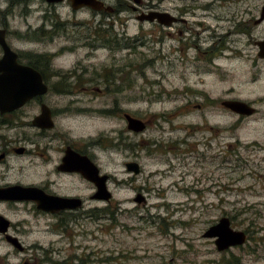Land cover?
Returning <instances> with one entry per match:
<instances>
[{
	"label": "rangeland",
	"instance_id": "1",
	"mask_svg": "<svg viewBox=\"0 0 264 264\" xmlns=\"http://www.w3.org/2000/svg\"><path fill=\"white\" fill-rule=\"evenodd\" d=\"M104 1L113 5L115 12L88 7L76 11L68 0L57 6L36 0L29 2L32 12L26 16L25 1L0 0V26L8 22L11 42L21 47L31 46L23 35L29 23L37 26L41 22L42 26L45 14L59 13L58 36L53 42H47L48 35L44 37L48 49L65 47L56 61L67 68L80 62L92 76L103 75L105 65L114 62L129 72L126 78L137 79L133 88L125 86L123 94L84 96V103L97 111L118 102L119 108L148 122L140 133L130 132L113 112L97 111L81 125L73 122L77 129L82 126L81 134L103 139L102 146L109 147L106 170L124 183H110L113 197L108 203L90 200L88 206L94 207L67 213L41 211V218L32 219L31 224L41 233L25 242L39 239L41 264H264V112L230 127L237 118L227 110L218 114L215 105L207 102L205 110L184 108V98L167 94L171 85L204 89L212 98L226 97L232 88L251 99L261 94L264 82L253 85L239 72L229 75L225 71L241 64L224 60L223 73H215L213 61L203 53L216 40L234 38L238 25H250L251 13L257 15L264 0ZM182 8L189 11L184 13L187 23L180 22L172 29L164 23L138 19L142 12H177ZM85 41L91 44L86 46ZM117 41L120 46L129 43L132 50H111ZM132 62L141 69L130 68ZM189 98L193 104L204 101L201 96ZM208 123L220 124L222 142L221 151L212 145L207 153L210 158L205 160L200 147L181 141L187 136L202 140L196 125ZM237 138L241 143L228 144ZM127 161H137L141 172L129 171ZM139 196L143 200L137 201ZM222 216H229L234 228L247 233L245 244L219 251L215 239L203 236ZM23 258L0 236V264H21Z\"/></svg>",
	"mask_w": 264,
	"mask_h": 264
},
{
	"label": "flooded vegetation",
	"instance_id": "2",
	"mask_svg": "<svg viewBox=\"0 0 264 264\" xmlns=\"http://www.w3.org/2000/svg\"><path fill=\"white\" fill-rule=\"evenodd\" d=\"M23 1L27 3L25 15L28 16L32 12L29 2L36 0ZM50 4L59 5V3ZM263 7L264 5L258 9L257 15L251 13L252 9L247 11L252 16L249 19L251 24L238 25L234 31L236 33L234 38L226 42L216 40L203 53L204 56L208 55L210 61H213L215 73L222 74L225 70L223 61L230 59L232 64L237 62L241 66L225 70L227 74L236 75L235 72H239L240 76L248 77L253 85L264 82V34H257L258 31L264 32ZM186 10L182 8L177 12L167 11L170 14L168 16L170 23L167 27L172 29L180 22L187 23L184 13L189 11ZM56 13L45 14L47 20L42 26L41 22L37 26L28 24L26 34H23L29 39L27 43L31 44L28 47H21L18 43L11 42L12 28L8 22L0 26V29L5 31L9 47L16 54V57L9 58L10 64L6 67L12 75L11 78L15 79L11 81L7 92L9 98L13 102H21L26 93L29 95L32 92L31 97L20 105L6 111L0 110V236L14 249L15 253L24 257L21 264H41V257L38 256L41 248L39 239L32 244L25 242L34 233H41L40 230L35 231L31 225L32 219L41 218V211L45 214L67 213L94 207L88 206L90 200L106 203L112 200L113 196L110 200L104 198V194L98 192L96 181L88 177L94 174V165L97 166L100 177L108 176L105 180L102 179L108 191L112 181L124 183V180L118 179L117 175L106 170L105 162L109 147L102 146L103 139H94L93 136L81 134L79 131L82 130V126L77 129L72 123L77 122L81 125L84 120H90L94 116L93 113L100 111L99 113L116 114L114 118L119 119L120 123H126L130 132L142 131H135L130 127L128 115L144 120L146 128L148 127L146 119L125 108H119L118 102L112 108L103 105L97 111L94 110L93 105L84 103L82 99L84 96L93 97L106 93L123 94L125 86L128 84L129 88H133L137 79L130 76L126 78L129 72L114 62L112 65H105L104 70L107 72L103 75L92 76L88 74L89 68L81 65L80 62L67 68L56 61L65 47L51 50L44 45L46 40L44 37L48 35L50 40L47 42H53L59 34L61 16ZM39 17L41 18V14ZM152 22L159 23V20ZM16 32L22 34L19 31ZM180 32L183 33L182 29ZM89 43L91 44L90 41L83 42L86 46ZM190 46L188 45L187 48ZM197 47L201 50L199 44ZM115 48L111 46V50ZM124 48L132 50L133 47L126 42ZM184 50L185 46L182 45L180 51ZM173 53L172 50L170 54L173 55ZM4 56L5 49L0 44V60ZM243 64H246L245 68ZM128 65L130 68L135 65L133 70L136 71L141 69L133 62ZM2 73L3 70H0V74ZM24 80L27 82L25 83ZM151 83L154 85L155 82ZM25 85L33 88L29 91L28 88L24 90ZM167 94L170 98L174 95L175 98H184L186 103L181 104L184 108L205 110L209 107L207 102L215 105V111L218 114L222 112V109L227 110L237 118L234 125L230 127H237V124H242L246 119L264 112V91L251 99L236 93L232 88L226 92V97L217 95L212 98L204 89L190 85L184 87L171 85V89H167ZM190 96H201L204 101L193 104L194 100L190 99ZM90 100L92 101V98ZM234 100L247 102L255 109V112L245 114L230 108L227 102ZM118 114H120L119 117ZM196 128L197 132L203 135V139L194 141L187 136L181 143L184 145L194 143L200 147L203 158L208 160L210 157L208 158L207 153L212 149V145L213 148L216 145V150L221 151V126L208 123L202 126L196 125ZM238 143H241L239 138L235 142H228L229 145ZM54 198L81 199L82 205L55 212L41 208V206L48 208L58 206L59 202L52 201ZM12 214L22 215L23 218L14 220Z\"/></svg>",
	"mask_w": 264,
	"mask_h": 264
},
{
	"label": "water",
	"instance_id": "3",
	"mask_svg": "<svg viewBox=\"0 0 264 264\" xmlns=\"http://www.w3.org/2000/svg\"><path fill=\"white\" fill-rule=\"evenodd\" d=\"M48 3H61L66 0H45ZM71 2V6L73 9L78 10L84 7L91 8L96 11H106L108 13H113L115 11V7L111 4H107L104 0H68ZM136 2H141V0H135ZM136 9V8H135ZM264 9V7H263ZM168 16L170 14L168 12H161V11H149V12H142L138 15L139 20H147V21H155L159 20L160 23L169 24L170 21H168ZM0 44L5 49V56L3 59L0 60V70H3V73L0 74V110L6 111L8 109H11L13 107H16L20 105L23 101L31 97L32 92L29 93V95L26 93L23 101L21 102H13L9 98V94L7 93L11 81H15L14 78H11L12 75L10 72L6 69L7 65L10 64L9 58L11 56L16 57V54L13 52V50L9 47L6 37H5V31L3 29H0ZM26 83L27 81L24 80ZM24 90L29 91V89H32L33 87H27L24 86ZM47 87L44 85V89ZM227 104L230 106V108H234L241 113H248L252 114L255 112V109L251 107L247 102L244 101H228ZM128 119L130 122V127L135 131H143L146 128V122L141 119H137L134 117H131L128 115ZM127 169L129 171L134 172L135 174H139L141 172L140 164L136 161L134 162H128L127 163ZM98 168L96 165H94V174H90L91 179H94L96 183L98 184V192L104 194V198L110 200L112 197V193L107 190V186L105 184V181L102 182V179L105 180L108 178V176L100 177L98 173ZM100 179V181H99ZM137 201L143 200V197L139 196L136 198ZM54 203H57L58 206L54 208H48L41 206L43 210L47 211H59L61 209H67L72 207H78L82 205L81 199H62V198H54L52 200ZM204 237L207 238H215V243L217 245L218 250L223 251L228 249L231 246H236L245 243L247 240V234L243 230H237L234 229L231 225V220L229 217L224 216L222 217L218 223L213 224L210 226L204 233Z\"/></svg>",
	"mask_w": 264,
	"mask_h": 264
},
{
	"label": "trees",
	"instance_id": "4",
	"mask_svg": "<svg viewBox=\"0 0 264 264\" xmlns=\"http://www.w3.org/2000/svg\"><path fill=\"white\" fill-rule=\"evenodd\" d=\"M116 44H117V45H116ZM113 46H115L116 48H117V47L122 48V47H124L125 45H123V46L121 45V46H120V41H117V42L115 43V45H113ZM116 48H115V49H116Z\"/></svg>",
	"mask_w": 264,
	"mask_h": 264
}]
</instances>
